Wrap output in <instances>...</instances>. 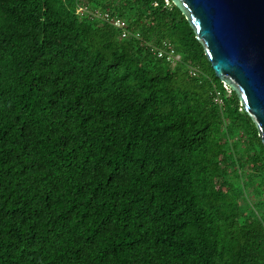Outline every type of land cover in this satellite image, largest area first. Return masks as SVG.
<instances>
[{
  "label": "trees",
  "instance_id": "obj_1",
  "mask_svg": "<svg viewBox=\"0 0 264 264\" xmlns=\"http://www.w3.org/2000/svg\"><path fill=\"white\" fill-rule=\"evenodd\" d=\"M0 264H264V144L171 0H0Z\"/></svg>",
  "mask_w": 264,
  "mask_h": 264
},
{
  "label": "water",
  "instance_id": "obj_2",
  "mask_svg": "<svg viewBox=\"0 0 264 264\" xmlns=\"http://www.w3.org/2000/svg\"><path fill=\"white\" fill-rule=\"evenodd\" d=\"M264 144V0H171Z\"/></svg>",
  "mask_w": 264,
  "mask_h": 264
},
{
  "label": "built area",
  "instance_id": "obj_3",
  "mask_svg": "<svg viewBox=\"0 0 264 264\" xmlns=\"http://www.w3.org/2000/svg\"><path fill=\"white\" fill-rule=\"evenodd\" d=\"M85 9H86L85 7L79 6L77 8V12L80 13V12L84 11ZM93 15H95L98 18H101V19H104V20H108L113 26L121 29V37L128 36L129 32L126 29V23L123 20H121L120 18H117V17H114V16L110 17L108 15V13L101 12V11H98V10L94 11ZM158 55L159 56L162 55V50H159ZM174 58H178V56H175ZM225 86H227V85L225 84Z\"/></svg>",
  "mask_w": 264,
  "mask_h": 264
}]
</instances>
